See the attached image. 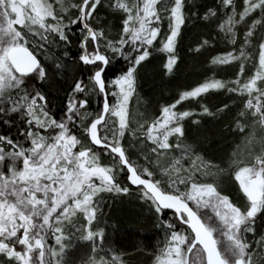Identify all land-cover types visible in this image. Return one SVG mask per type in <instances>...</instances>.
<instances>
[{
  "label": "snow or ice",
  "instance_id": "obj_1",
  "mask_svg": "<svg viewBox=\"0 0 264 264\" xmlns=\"http://www.w3.org/2000/svg\"><path fill=\"white\" fill-rule=\"evenodd\" d=\"M185 8L186 0H0V121L8 127L16 124L14 115L23 121L17 129L23 140L0 132V264H65L73 230L80 239L93 242L88 264H124L120 254L104 247L105 229L98 220L102 200L94 197L101 192L129 193L125 180L137 186L165 229L157 264H259L254 256L264 255V231L257 232V220L264 218V153L235 171L246 197L238 205L217 183L201 182L197 176L215 177L223 169L203 162L185 143L183 121L193 111L175 109L210 90H225L241 98L243 108L235 121L239 130L246 126L245 117L264 125V0H242L239 11L236 0H214L206 6L203 20H216L231 45H237V27L243 25L241 43L210 61L214 65L236 61L239 71L235 79L213 76L183 91L147 127L139 126L140 134L151 142L156 164L168 158L167 166L159 169L160 178L148 155L144 156L147 165L138 166L121 143L126 132L136 134L129 126L128 106L136 92L137 67L152 49L168 54L164 67L173 71L181 28L189 19L199 18V13L189 15L191 10ZM103 9L123 14L115 36L100 23ZM253 14L258 15L253 18ZM165 18L167 31L161 36ZM158 37L161 47L155 48ZM74 41L80 55L71 64L88 67L89 75L74 77L57 117L43 91L51 79L45 63L56 74L65 73ZM254 42L253 54L246 49ZM212 44L209 33L197 42L195 51H207ZM117 58L125 60L127 71L108 79L105 70ZM93 96L98 104L94 112L90 110ZM223 110L232 111L227 103L216 113L207 105L202 108L209 116ZM170 137L175 141L170 142ZM96 146L108 153L112 165L100 163ZM174 152L179 155H171ZM186 158H192L187 167ZM120 173H126L124 180H119ZM78 213L83 223L74 221ZM97 249L106 255L111 252L112 259L97 260Z\"/></svg>",
  "mask_w": 264,
  "mask_h": 264
},
{
  "label": "trees",
  "instance_id": "obj_2",
  "mask_svg": "<svg viewBox=\"0 0 264 264\" xmlns=\"http://www.w3.org/2000/svg\"><path fill=\"white\" fill-rule=\"evenodd\" d=\"M213 3L214 0H186L185 11L191 10L189 15L191 13H199V18L189 19L182 26L176 43L179 59L171 73L164 67L168 54L163 51H153L152 49H149L152 55L137 67V87L133 95L137 94L136 97H139L137 100L138 109L148 124L161 114V109L164 105L174 103L179 98L180 93L195 87L206 79L213 76L223 80L235 79L236 73L239 71L238 62L233 61L228 64L214 65L210 61L213 56L231 51L233 47L241 43L242 31L244 30L243 25L237 27V45H231L228 37L217 27L216 20H203V12L206 6H211ZM236 3L237 10L239 11L242 0H236ZM193 4L195 5L193 6ZM56 7H58V4ZM70 11L75 13L77 10L72 9ZM257 15L253 14V18H256ZM100 17V23L109 28L112 35L115 36L120 31L122 27V13L103 9ZM94 18L95 13L93 14ZM248 22L251 23V20ZM93 26H96L95 22H93ZM73 31L76 35L79 34L78 28H74ZM166 31L167 19L165 18L161 28V36ZM209 33L213 37L211 48L207 51L201 49L199 52H196L197 42L207 39ZM259 34L260 30L258 28L257 35ZM159 41L160 37L154 42L155 48L161 47ZM254 45L255 42L246 51L254 54ZM69 52V69L65 73L56 74L52 71L50 63H45V66L51 73V79L44 84L43 91L49 97V106L57 117L62 114L67 92L73 83L74 77L83 76L86 78L89 75L88 67L71 64V60L78 58L80 55L75 41L70 46ZM127 68L128 64L125 60L117 58L105 70L106 77L112 79L121 72L127 71ZM249 73L250 65L246 64L245 75ZM96 100L97 97L93 96L90 101V110L93 112L98 109ZM111 102L112 98L110 97ZM225 103L230 105L231 112L223 110L219 114L209 116L202 111L203 106L207 105L213 113H216L217 109H222ZM242 108L241 98L236 94L227 93L225 90H210L208 93L202 94L201 97L182 101L175 109L176 111H193V115L185 118L183 121L185 137L182 139L185 143L191 145L195 152L203 157L205 161H210L211 164L223 169L216 176L219 189L224 194L229 195L233 202L238 205L246 202V197L240 189L239 182L235 179V171L238 166L246 165L239 161L240 157H242L241 155L247 157L246 153L251 152V142L252 144L254 143L252 146L255 152H258L260 155L264 153V143H261V139L264 138V125H260L254 118L248 119L245 117L242 119V122L246 125L243 131L236 127L235 121ZM13 118L16 119V124L12 127H8L0 121V132L11 133L13 136H18L19 139L23 140V137L17 133L18 127L23 126V121L15 115ZM128 122L130 128L135 130L129 118ZM141 131L137 133L141 135ZM77 135L87 143L86 137L81 132H77ZM174 141L175 137H170V142ZM121 143L124 144L132 162L138 166L147 165L148 162L144 160V156H150V141H147L145 137L141 141H132L126 132L125 138ZM78 148L79 146H77V150ZM94 151L99 152L101 164L112 165L114 163L113 159L102 147L96 146ZM251 155V153L248 154L249 157ZM233 161H236V163H233ZM152 168L156 171V178L159 179V170L153 165ZM125 177L126 173H120L119 180H124ZM97 183H99L98 180ZM125 183L130 188L129 193L101 192L98 197H94V200L99 198L102 200L100 205L101 214H98V220L100 226L105 229L104 247L120 254L124 264H157L156 258L160 255V250L164 246L165 229L160 226V222L156 218L151 205L141 199L139 189L126 180ZM169 216H171V212L167 213L166 218ZM73 219L81 223L84 222V217L80 213ZM95 224L96 221L93 222L94 226ZM261 231H264V218H258L257 220V232ZM249 239H253L251 234H249ZM256 239H258V236ZM48 242L55 246L54 239H49ZM92 250L93 242L80 239L79 233L73 230L71 247L66 249L65 264H88L90 257L93 255ZM255 251L259 253V249H255ZM97 252V260L101 257L109 261L111 260L109 253L106 255L105 251H100L99 249H97ZM257 258L259 264H264V255H260L259 257L254 256V259Z\"/></svg>",
  "mask_w": 264,
  "mask_h": 264
},
{
  "label": "rangeland",
  "instance_id": "obj_3",
  "mask_svg": "<svg viewBox=\"0 0 264 264\" xmlns=\"http://www.w3.org/2000/svg\"><path fill=\"white\" fill-rule=\"evenodd\" d=\"M68 2H70V0H65V3H68ZM71 2H73V3H76L77 2V0H71ZM58 7H59V5H58ZM72 10V9H71ZM134 96V97H133ZM132 96V98H131V100L129 101V106H128V118H129V120L131 121V123H132V125H133V127L135 128V130H133L136 134L135 135H133L132 134V132H127L128 133V135H129V138L132 140V141H141L142 140V135H139L137 132H139V131H141L142 129L139 127L140 125H144V126H146L148 123L146 122V119L144 118V116L142 115V113L139 111V109H138V105H137V100H138V98L139 97H136L137 96V94H135V95H133ZM253 139V138H252ZM254 144V143H253ZM252 144V142H251V145H250V151L251 152H249V153H251L252 155L249 157L248 156V152L246 153V155H247V157H245L244 155H241L242 157H240L241 159L239 160V161H241L243 164L245 163V164H250L251 162L253 163V161L255 160V157L257 156V155H260L258 152H255L254 151V148H253V145ZM194 150V149H193ZM149 151H150V149H149ZM194 152H195V150H194ZM196 153V152H195ZM150 154V158L149 159H151L152 160V165L155 167V168H157L158 170L159 169H161V168H163V167H165V166H167V162H168V158L167 157H164V158H161L160 159V162H159V164H156V158H155V156L150 152L149 153ZM197 154V153H196ZM171 155H179V152H174V153H172ZM197 155H199V154H197ZM200 156V155H199ZM201 157V156H200ZM202 158V161L203 162H205V163H207V161H205L204 159H203V157H201ZM191 159L192 158H186L184 161H183V163H184V165H185V167H187L188 166V164L191 162ZM251 159V160H250ZM248 160H250L249 162H248ZM196 163H197V165H199L200 163H201V161H196ZM211 165H213V164H211ZM212 171L213 172H215L216 171V169L215 168H212ZM160 172V171H159ZM160 176H161V173H160ZM197 176H199V178H200V180H201V182H215V183H218L217 182V180H216V176L215 177H212V176H201L199 173H197ZM179 227V226H178ZM114 251V250H113ZM195 251V250H194ZM115 252V251H114ZM116 253V252H115ZM160 255H161V251H160ZM159 255V256H160ZM109 256H110V258L112 259V253L111 252H109ZM191 258V257H190Z\"/></svg>",
  "mask_w": 264,
  "mask_h": 264
},
{
  "label": "water",
  "instance_id": "obj_4",
  "mask_svg": "<svg viewBox=\"0 0 264 264\" xmlns=\"http://www.w3.org/2000/svg\"><path fill=\"white\" fill-rule=\"evenodd\" d=\"M97 147H101V146H97ZM133 186H135V185H133ZM135 187H137V186H135Z\"/></svg>",
  "mask_w": 264,
  "mask_h": 264
}]
</instances>
